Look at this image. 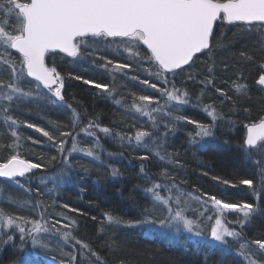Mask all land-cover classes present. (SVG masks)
Here are the masks:
<instances>
[{
	"label": "trees",
	"instance_id": "1",
	"mask_svg": "<svg viewBox=\"0 0 264 264\" xmlns=\"http://www.w3.org/2000/svg\"><path fill=\"white\" fill-rule=\"evenodd\" d=\"M214 31L218 40L222 33L230 46L215 50L212 84H207L205 80L210 63L206 55H199L190 68L185 66V70H177L175 75L166 74L167 84L163 77L155 74V65L148 61L147 49L142 45L133 46L132 52H129L103 48L99 41H89L88 48L93 52L91 56L83 54L84 46L81 57L76 59L58 51L47 55L48 66L55 67L64 77L66 103L72 105L80 119L74 127L69 109L44 100L25 104L12 113L20 121L15 128L20 137V147L15 151L0 148V162L18 152L21 158L41 163L44 168L16 178L24 188L14 180L0 178V194H4L0 196V209L11 216L39 220L42 225L47 222L50 229L53 223L60 221L56 224L60 231L51 229L49 233H41L37 237L47 245L46 248L33 249L31 237L25 233L28 251L38 253L41 260L47 259L49 264H67L71 254L78 255L76 264H95L94 257L81 254L79 245L73 248L75 239H79L90 244L106 264H119L120 260H124L125 264H205L203 253L183 247L190 234L182 227L177 231L175 227L156 226L155 231L146 232L139 227L110 224L105 218V214H110L122 221H130L140 218L142 209H151L150 197L144 192L150 184L143 176L146 174L160 181L165 167L168 174L174 176L180 187L188 192L215 194L230 203H258L261 212L244 226L243 237L248 241L264 238V196L257 199L251 189L239 184L241 179H256L257 169L238 147L244 141L245 125L264 117V89L256 83L258 76L264 72L260 67L264 64V36L259 28L248 31L245 25H228L226 22H218ZM3 51L0 48V53ZM241 51L250 54L253 59L249 61L241 57ZM8 52L11 53L9 58L18 60L14 50ZM135 52L140 55H134ZM108 60L130 67L117 70L113 65L102 66ZM77 75L109 85L112 95L72 78ZM190 75L193 78L190 79ZM144 80L157 84L160 89L171 90L174 85L177 89L186 90L189 103L178 105L169 102V106L165 107L166 97H162L157 89L141 83ZM237 84L246 87L238 92ZM216 89H222L224 95ZM140 95H150L159 100L161 111L154 113L155 124L132 108L133 102L141 103L137 99ZM115 100L121 103L116 104ZM206 105L216 109L218 118L215 122L204 110ZM156 106L154 103L151 107ZM169 111L171 115H166ZM177 116L203 124L214 123L215 139L207 141L203 147L199 143L194 144L195 124L176 120ZM89 121L101 128H109L110 134L101 132L99 128H90L85 132ZM25 122L49 131L57 140L66 141L64 156L71 166L70 173L61 176L62 170L67 167L62 162L63 157L47 137L26 127ZM141 128L159 133L153 137L155 143L136 144L134 136ZM61 131L72 132L73 136H61ZM121 136H131L132 139L122 140ZM73 138L79 148H92L100 159L93 160L81 151L72 152ZM12 140L11 130L0 115V144H10ZM97 144L99 148L95 147ZM157 151L171 157V162L167 158L161 161ZM142 155H148V159L141 160ZM113 169L119 171L117 177H113ZM204 172L209 175L205 176ZM212 176L229 179L237 187L225 188L212 180ZM53 177L56 179L53 180ZM42 178L46 183L42 182ZM202 210V205L190 201L185 214L197 220L205 236H208L215 222L214 218L209 220L208 217H214L215 213L210 209L200 216ZM240 216L239 213L226 212L222 219L226 226L240 231L236 223ZM17 223L26 229L32 228L31 224ZM64 224L69 227L63 228ZM64 231L71 232L75 239L69 238L65 242L62 238ZM5 233L13 235L14 242L5 243ZM20 235L15 225L0 228V264H16L20 257L17 252L21 246ZM229 240L233 254L224 255L217 250L207 256L206 264H244L234 254L238 244L231 238Z\"/></svg>",
	"mask_w": 264,
	"mask_h": 264
},
{
	"label": "snow or ice",
	"instance_id": "2",
	"mask_svg": "<svg viewBox=\"0 0 264 264\" xmlns=\"http://www.w3.org/2000/svg\"><path fill=\"white\" fill-rule=\"evenodd\" d=\"M218 22H227L229 25L242 24L247 26L248 31L259 28L264 36V0H0V48L4 50L0 53V115L3 116V122L11 130L13 138L12 143L0 144V148L15 151L20 147V137L15 130L20 121L12 113L28 103L44 100L53 105L66 107L71 111L73 126L77 125L80 119L79 114L71 104L65 101L64 77L55 67H49L46 64V56L49 53L58 50L67 54L68 57L80 58L83 45V54L91 56L93 52L89 50L88 42H95L99 39L123 44L129 52H132L133 46L142 45L147 49L148 61L155 65V74L163 77L165 84L169 82L166 74L175 75L177 70H185V66L190 68L199 55H206L210 63L207 68L209 75L205 80L207 84H212L211 74L215 66V50L217 48L227 49L230 46V42H226L222 33L221 38L217 39L214 29ZM8 50H14L18 54V60L9 58L11 53ZM133 54L140 55L139 52ZM239 55L249 61L253 59L244 51H241ZM107 65H113L117 70L130 67L128 64H113L111 60L102 66L107 67ZM260 67L264 69V64ZM72 78L100 89L109 96L112 95L107 84L97 83L78 75ZM189 78L193 77L190 75ZM141 83L157 89L162 97H166L165 107L169 106V102H176L178 105L189 103V94L186 90L177 89L174 85L171 90L160 89L157 84L150 83L148 80L141 81ZM256 83L264 87V72L258 76ZM245 87V85H236L238 92L243 91ZM216 90L224 95L222 89ZM137 99L141 103L133 102L132 108L155 124L154 113L161 111L159 100L150 95H140ZM115 103L120 104L121 101L115 100ZM154 103L157 106L151 107ZM204 110L215 122L218 118L216 109L206 105ZM166 115H171V111ZM175 119L195 124L196 131L192 136L194 144L199 143L203 147L204 143L215 139L214 123L203 124L184 116H177ZM25 126L42 133L57 148L63 157L62 162L67 166L62 170L61 176L70 173L71 166L68 164V158L64 156L66 141L57 140L49 131L35 124L25 122ZM245 127L246 137L238 147L245 157L253 162L257 169V178L241 179L239 184L251 189L259 199L264 196V117ZM90 128H99L101 132L110 134L109 128H101L99 124L92 121H89L84 131L87 132ZM60 135L68 137L73 136V133L61 131ZM89 135H94V133H89ZM154 135H159V133L141 128L136 131L134 139L137 145L155 143ZM120 138L122 140L127 138L130 141L132 139L131 136ZM95 147L99 148L100 145L97 144ZM71 151L84 152L93 160L100 159L92 148H79L75 138L72 141ZM156 155L161 161L167 158L171 162V157H166L159 151ZM254 157L256 158L253 159ZM52 159L55 160L56 157ZM140 159L147 160L148 155H142ZM43 168L44 165L41 163L23 159L18 152H15L5 162H0V177L14 180L19 187L24 188L25 186L20 184L16 178L25 177L32 170ZM141 173H144L143 166H141ZM203 174L209 175L208 172ZM112 175L117 177L119 171L113 169ZM160 176V181H155L146 174L143 176L150 184L144 192L147 197H150L152 208L142 209L140 218L122 221L118 217L105 214L106 220L110 224L139 227L146 232L155 231L156 226L175 227L177 231H180L182 227L190 234L183 247L203 253L205 264L207 256L217 250L222 251L224 255L233 254L229 240L231 238L232 242L238 244L234 254L238 255L244 264H264V238L248 241L243 237L242 231L244 226L261 212L258 203H230L223 198H218L215 194L199 192L197 195L188 192L180 187L174 176L168 174L166 167L163 168ZM211 178L225 188L237 187V184L229 179L219 176ZM42 182L46 183L43 178ZM27 190L31 191V189ZM224 194L227 195V193ZM190 201L202 205L203 210L200 216H204L210 209L214 210V217H208L209 220L214 218L215 221L210 227L208 236H205L197 220L185 214L186 206H189ZM226 212L241 214L236 221L240 226V231L226 226L222 220ZM193 215L196 213L193 212ZM17 221L31 224L32 228L26 229ZM59 223L60 221L53 223L51 229L60 231L56 228V224ZM13 225L21 234V246L17 248L20 257L16 264H49L47 259L42 261L38 253L28 251L25 246V233H27L31 237L33 249L47 247L37 238L41 233L50 232L51 229L47 226V222L42 225L39 220L24 216H11L0 209V228H11ZM62 227L68 228L69 225L64 224ZM5 234L7 235L5 243L14 242L13 235ZM62 238L65 242L69 238L75 239L68 231L62 233ZM76 245H79L81 254L94 257L95 264H106L90 244L75 239L73 248ZM52 259L54 260L55 257ZM77 259V254H71L67 264H76ZM119 264H125V261L120 260Z\"/></svg>",
	"mask_w": 264,
	"mask_h": 264
},
{
	"label": "rangeland",
	"instance_id": "3",
	"mask_svg": "<svg viewBox=\"0 0 264 264\" xmlns=\"http://www.w3.org/2000/svg\"><path fill=\"white\" fill-rule=\"evenodd\" d=\"M99 41V43L101 44V47H105V48H113V50H115V49H117V50H120V49H123L122 51H126V47H125V45H123V44H120V43H116V42H112V43H110V42H108V41H106V40H104V39H99L98 40ZM82 47H83V45H82ZM72 58V57H71ZM76 59V58H75ZM47 61V60H46ZM46 64L48 65V62H46ZM50 67V66H49ZM2 195H4L3 194V192L0 194V196L2 197ZM223 220V219H222ZM172 227H170V229H171Z\"/></svg>",
	"mask_w": 264,
	"mask_h": 264
},
{
	"label": "water",
	"instance_id": "4",
	"mask_svg": "<svg viewBox=\"0 0 264 264\" xmlns=\"http://www.w3.org/2000/svg\"><path fill=\"white\" fill-rule=\"evenodd\" d=\"M227 23V22H226ZM229 25V24H228ZM67 55V54H66ZM262 87V86H261ZM262 88H264V87H262ZM246 133H247V129H246ZM246 133H245V137H246ZM245 137H244V139H245ZM24 159V158H23ZM1 179L3 178V177H0ZM5 179H7V178H5Z\"/></svg>",
	"mask_w": 264,
	"mask_h": 264
},
{
	"label": "bare ground",
	"instance_id": "5",
	"mask_svg": "<svg viewBox=\"0 0 264 264\" xmlns=\"http://www.w3.org/2000/svg\"><path fill=\"white\" fill-rule=\"evenodd\" d=\"M258 122V121H257ZM252 123H254V122H252ZM252 123H249V124H252ZM245 133H246V131H245Z\"/></svg>",
	"mask_w": 264,
	"mask_h": 264
}]
</instances>
